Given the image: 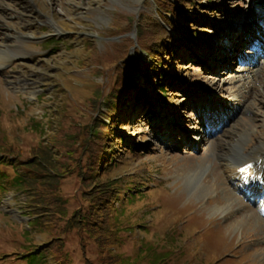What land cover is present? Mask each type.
<instances>
[{"label": "rangeland", "instance_id": "1", "mask_svg": "<svg viewBox=\"0 0 264 264\" xmlns=\"http://www.w3.org/2000/svg\"><path fill=\"white\" fill-rule=\"evenodd\" d=\"M159 1L0 0V54L12 56L0 67V147L15 145L25 158L37 142L52 143L66 121L85 126L95 116L112 129L106 106L95 111L92 97L97 84L102 100L112 92L116 71L90 61L92 48L102 52L129 34L132 55L142 65L153 63L151 52L139 45L137 21L146 14L161 19ZM263 2L194 0V6H184L198 32L193 39L179 38L178 20L169 14L163 26L181 44L173 56L163 55L171 67H161L172 80L164 94L126 67L146 86L155 112L150 117L139 104L120 100L114 153L105 158L121 161L112 174L122 180L113 207L129 225L117 251L134 264H151L148 244L156 250L154 264H233L231 257L235 264H264V218L250 194L244 196L228 180L226 158L243 133L248 134L245 151L264 142ZM120 12L135 20L123 35L113 28ZM206 165L202 177H190ZM79 181L74 172L62 183L70 212L80 205ZM133 184L135 190L127 189ZM228 197L232 206L215 211ZM27 200V194L9 188L0 192V264H26L10 252L31 245L22 237V228L31 230L23 207ZM210 230L217 235L201 238ZM45 236L36 231L32 238L43 246ZM91 240L75 231L68 236L73 264H101L100 249Z\"/></svg>", "mask_w": 264, "mask_h": 264}, {"label": "trees", "instance_id": "2", "mask_svg": "<svg viewBox=\"0 0 264 264\" xmlns=\"http://www.w3.org/2000/svg\"><path fill=\"white\" fill-rule=\"evenodd\" d=\"M159 3L163 8L159 7L160 14L162 10L164 11L161 19L146 14L137 21L139 45L151 52L154 56L153 63L146 62L142 65V61L132 55L130 48L134 45V41L126 33L131 30L135 20L128 21L124 12L118 13L113 22L114 31L116 29L120 34H126L123 36L124 39L110 43L102 52L96 47L92 48L94 55L90 61L96 65H109L116 71L112 92L106 94L102 100L103 92L101 86L97 84L92 97L94 103L92 108L95 111L99 109L100 104L106 106L108 114L104 112V115L109 116L112 121V129L101 117L95 116L85 126L66 121L58 133L59 136H56L52 143L37 142L28 148L29 156L25 158L20 157L18 152H21L15 145L0 147V192L9 188L28 196L23 207L30 217L31 230L22 228V237L31 245L25 244L22 250L10 252L20 254L21 257L18 258L25 259L26 264H73L66 249V239L74 231L80 234L82 239H93L91 241L100 249L101 264H134L132 258L117 251L122 245L121 232L128 230L127 225H129L128 221L121 220L120 210L113 207L114 201L118 200L117 188L122 180L114 178L112 174L114 168L120 167L121 161L115 160V156L109 157L108 160L105 158L108 157V153H114L115 141L112 136L118 131L117 113H120L119 107L123 105L120 100L124 103L128 101L132 106L139 104L146 109L145 113L150 117H153L155 112L154 103L146 86L138 85L133 75L126 73V67L133 70V74L141 72L146 84L152 85L164 94L165 87L169 86L172 80L161 67V65L171 67L165 62L163 55L173 56L180 47V39L188 37L193 39L198 33L197 30H192L191 21L194 19L184 7L194 6V0H176V2L160 0ZM169 14H173L178 20L175 24L180 39L169 35L163 26L162 21H168ZM203 20L206 21L202 23L211 22L207 21L208 19ZM180 21L183 22L184 27L182 24L179 25ZM130 26V30L126 32V27ZM124 61L126 62L124 65L120 63ZM170 67L167 70H170ZM95 70L101 71L99 68ZM115 137L124 139L121 134H116ZM104 161L105 165H103ZM2 164L7 165L9 169L3 168ZM74 172L77 173L84 189L78 194L80 205L70 212L67 200L60 191L63 180ZM127 189L132 191L136 186L133 184ZM36 231L48 238L45 242H41L44 243L43 246H40V243L36 244V239L32 238ZM210 233L214 237L217 235L210 230L201 233V238ZM146 250V254L151 258L149 263L154 264L157 260L154 245H146ZM170 253L169 250L164 252L168 256ZM138 255L141 258V252ZM145 255L142 258L147 256ZM229 260L235 264L234 258L231 257Z\"/></svg>", "mask_w": 264, "mask_h": 264}, {"label": "bare ground", "instance_id": "3", "mask_svg": "<svg viewBox=\"0 0 264 264\" xmlns=\"http://www.w3.org/2000/svg\"><path fill=\"white\" fill-rule=\"evenodd\" d=\"M4 53V54H2ZM0 54V67L5 65L10 61L11 55L6 54L5 50ZM248 138V134H241L240 138L236 143L230 148V154L226 155V158L229 160L228 163V180L235 187L238 192L244 193V196L250 194L251 202L255 203L258 209L264 208V182L262 184L256 183L259 180V177L255 179L252 185L246 183L244 179V173L240 171L245 165L253 164L256 168H260L261 177L264 180V142L258 143L256 146L245 151V143ZM208 169V165L199 168V172L190 175L192 179H195L196 176L202 177ZM250 185L249 187H247ZM215 183L209 184L205 187L204 192L208 193L214 189ZM203 192V191H202ZM234 200L230 197L227 198V203L216 206L215 211L225 210L230 208Z\"/></svg>", "mask_w": 264, "mask_h": 264}, {"label": "snow or ice", "instance_id": "4", "mask_svg": "<svg viewBox=\"0 0 264 264\" xmlns=\"http://www.w3.org/2000/svg\"><path fill=\"white\" fill-rule=\"evenodd\" d=\"M248 169L247 168H241L240 171L241 172H246Z\"/></svg>", "mask_w": 264, "mask_h": 264}]
</instances>
